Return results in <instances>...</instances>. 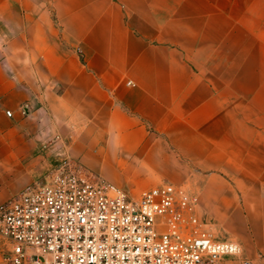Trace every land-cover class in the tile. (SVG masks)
<instances>
[{
  "label": "crops",
  "instance_id": "crops-1",
  "mask_svg": "<svg viewBox=\"0 0 264 264\" xmlns=\"http://www.w3.org/2000/svg\"><path fill=\"white\" fill-rule=\"evenodd\" d=\"M66 154L264 264V0H0V204Z\"/></svg>",
  "mask_w": 264,
  "mask_h": 264
},
{
  "label": "built area",
  "instance_id": "built-area-1",
  "mask_svg": "<svg viewBox=\"0 0 264 264\" xmlns=\"http://www.w3.org/2000/svg\"><path fill=\"white\" fill-rule=\"evenodd\" d=\"M197 202L166 181L133 197L66 154L0 204V264H255Z\"/></svg>",
  "mask_w": 264,
  "mask_h": 264
},
{
  "label": "rangeland",
  "instance_id": "rangeland-1",
  "mask_svg": "<svg viewBox=\"0 0 264 264\" xmlns=\"http://www.w3.org/2000/svg\"><path fill=\"white\" fill-rule=\"evenodd\" d=\"M224 236H227V235H224Z\"/></svg>",
  "mask_w": 264,
  "mask_h": 264
}]
</instances>
